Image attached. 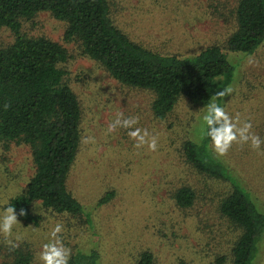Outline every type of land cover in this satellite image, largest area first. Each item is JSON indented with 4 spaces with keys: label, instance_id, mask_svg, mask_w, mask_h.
Instances as JSON below:
<instances>
[{
    "label": "rangeland",
    "instance_id": "obj_1",
    "mask_svg": "<svg viewBox=\"0 0 264 264\" xmlns=\"http://www.w3.org/2000/svg\"><path fill=\"white\" fill-rule=\"evenodd\" d=\"M216 1L225 0H111L113 21L128 37L153 51L190 55L212 44L223 46L231 30L212 12ZM232 3L233 0H228ZM214 13V14H213ZM22 32L63 43L64 24L47 13L25 22ZM13 39L0 30V45ZM239 64L237 81L222 102L229 114L249 120L251 131L262 141L259 149L250 143H233L218 156L233 179L252 193L264 208V41L254 53L230 56ZM72 90L81 105L80 142L66 180L67 190L88 214H58L36 203L38 225L17 220L11 248L0 234V264H11L16 249L32 253V264L50 229L63 225L60 234L70 256L76 252L96 255L95 264H136L138 255L150 251L155 264H232L231 248L238 231L220 215L219 203L231 191L228 181L216 180L188 164L182 152L186 139H196L204 109L180 98L164 120L153 118L152 94L119 84L93 61L74 56L66 64ZM118 113L137 117L134 127L155 136L157 149L145 143L135 147L127 129L107 127ZM34 173L30 148L0 141V213L9 199L22 193ZM237 181V180H236ZM188 186L195 193L191 207L175 204L174 193ZM112 198L98 205L101 197ZM252 264H264V232ZM19 237V239H16Z\"/></svg>",
    "mask_w": 264,
    "mask_h": 264
},
{
    "label": "trees",
    "instance_id": "obj_2",
    "mask_svg": "<svg viewBox=\"0 0 264 264\" xmlns=\"http://www.w3.org/2000/svg\"><path fill=\"white\" fill-rule=\"evenodd\" d=\"M110 1L0 0V30L6 28L13 35L10 43L0 45V141L27 145L34 166L22 193L4 208L14 207L17 220L24 224H39L40 216L32 211L36 203L54 213L85 214L88 219L66 187L80 142L81 105L66 69L72 57L93 61L123 86L151 93L152 116L164 120L182 97L204 109L215 92L234 87L239 64L230 56L246 57L264 41V0L216 1L212 12L229 21L231 30L223 46L212 44L190 55L159 53L130 39L114 23ZM40 13L64 24L62 41L72 44V51L63 43L22 32L24 23ZM182 152L198 172L231 184L218 207L238 231L231 263L252 264L263 237L264 208L239 179L232 178L200 131L196 139L184 141ZM112 196L107 193L98 205ZM173 197L178 207L189 208L195 193L182 186ZM95 259L93 252H76L68 264H95ZM11 264H32V253L16 249ZM136 264H155L154 255L143 251Z\"/></svg>",
    "mask_w": 264,
    "mask_h": 264
},
{
    "label": "clouds",
    "instance_id": "obj_3",
    "mask_svg": "<svg viewBox=\"0 0 264 264\" xmlns=\"http://www.w3.org/2000/svg\"><path fill=\"white\" fill-rule=\"evenodd\" d=\"M232 91L230 86H226L215 92L199 117L200 138H206L209 141L210 149L216 156H224L233 143H250L253 149H259L262 143L260 137L251 131L252 124L249 120L241 121L239 114H229L225 107L218 103L220 98L231 94ZM137 123V117L123 118V114L118 113L106 131L111 133L118 127L127 129V135L135 141V147L139 148L146 143L151 151H155L157 149L156 137H150L147 129L134 127ZM25 214V210L21 208L20 215ZM16 223L17 215L14 207H7L0 213V234H3L6 243L11 248L17 247L12 239H8L12 236ZM62 231L63 225L60 223H56L50 229L46 242L41 245L38 255L40 264H68L70 249L65 246L61 238Z\"/></svg>",
    "mask_w": 264,
    "mask_h": 264
}]
</instances>
